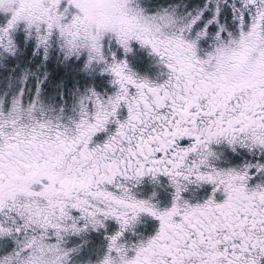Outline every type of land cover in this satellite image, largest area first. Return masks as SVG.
<instances>
[{
	"label": "snow or ice",
	"instance_id": "obj_1",
	"mask_svg": "<svg viewBox=\"0 0 264 264\" xmlns=\"http://www.w3.org/2000/svg\"><path fill=\"white\" fill-rule=\"evenodd\" d=\"M0 264H264V0H0Z\"/></svg>",
	"mask_w": 264,
	"mask_h": 264
},
{
	"label": "flooded vegetation",
	"instance_id": "obj_2",
	"mask_svg": "<svg viewBox=\"0 0 264 264\" xmlns=\"http://www.w3.org/2000/svg\"><path fill=\"white\" fill-rule=\"evenodd\" d=\"M130 66L133 68L134 71H136L141 76H147L150 79L157 78L158 73L161 72V66L157 64L156 59L155 60H139V59H128ZM144 61V62H142ZM227 152V150H225ZM233 161H239L240 157L238 155H232ZM207 186L200 189H194V186H190V190L185 193V195L193 196V190H194V198H198L201 195L206 194Z\"/></svg>",
	"mask_w": 264,
	"mask_h": 264
},
{
	"label": "rangeland",
	"instance_id": "obj_3",
	"mask_svg": "<svg viewBox=\"0 0 264 264\" xmlns=\"http://www.w3.org/2000/svg\"><path fill=\"white\" fill-rule=\"evenodd\" d=\"M128 59H139V60H144V59L155 60L156 59L157 60L155 55L149 53L147 49L140 48L139 46L134 47V51L128 55Z\"/></svg>",
	"mask_w": 264,
	"mask_h": 264
}]
</instances>
